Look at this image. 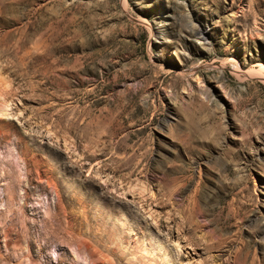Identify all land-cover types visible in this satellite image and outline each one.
Segmentation results:
<instances>
[{
  "label": "rangeland",
  "instance_id": "374dc122",
  "mask_svg": "<svg viewBox=\"0 0 264 264\" xmlns=\"http://www.w3.org/2000/svg\"><path fill=\"white\" fill-rule=\"evenodd\" d=\"M0 264H264V0H0Z\"/></svg>",
  "mask_w": 264,
  "mask_h": 264
}]
</instances>
